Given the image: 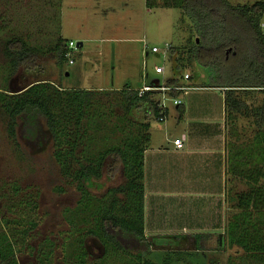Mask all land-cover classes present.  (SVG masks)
<instances>
[{"label": "rangeland", "instance_id": "obj_1", "mask_svg": "<svg viewBox=\"0 0 264 264\" xmlns=\"http://www.w3.org/2000/svg\"><path fill=\"white\" fill-rule=\"evenodd\" d=\"M227 1L250 8L264 0ZM53 3L55 0H0V254L8 257L6 264H137L105 241L99 222L98 201L108 188L123 182L127 171L120 166L112 173V159L107 157L102 178L86 183L76 174L65 175L59 159L75 163L77 158L94 165L112 147L127 150L135 131L128 130V119H143L146 110L138 107L128 116L120 95L127 84L140 89L178 79L195 86L181 94L184 105H205L217 115L224 108L222 94L205 86L213 79L209 69L188 52L190 20L180 8L148 9L146 0H61L60 9ZM261 20L264 24V11ZM14 35L27 38L37 48L36 70L21 67L16 73L7 71L2 50L6 40ZM56 36L82 42L72 56L74 64L63 68L58 65L55 54L49 51ZM152 46L160 48V58L151 52ZM158 64L165 66L164 75L155 73ZM185 74L190 79L186 80ZM39 81L70 90H91L81 127L74 129L66 113L56 106V132L43 146L26 140L20 129L13 137L4 109L11 102V95ZM260 98V94L247 98L250 108L231 120L232 157L238 149L248 153L259 133L253 109ZM180 110L168 102L165 122L154 116L149 118L155 144L180 134ZM131 152L129 148L128 154ZM246 159L256 172H261L262 184L264 164L251 157ZM227 178L226 207L220 214V225L212 226L210 215L199 219L193 215L196 213L185 212L188 220L175 212L169 216L180 220L167 226L163 224L167 214L160 207L156 215L160 226L145 231L154 260L161 262L167 251H184L192 256L173 264H264L263 258H251L227 243L226 226L237 211L232 198L253 184L251 178L239 172H232ZM195 234L208 238L198 242L193 238Z\"/></svg>", "mask_w": 264, "mask_h": 264}, {"label": "trees", "instance_id": "obj_2", "mask_svg": "<svg viewBox=\"0 0 264 264\" xmlns=\"http://www.w3.org/2000/svg\"><path fill=\"white\" fill-rule=\"evenodd\" d=\"M60 1L55 0L56 3H53L57 9L61 7ZM146 6L148 9L180 8L182 15L190 20L188 52L197 63L209 69L213 79L205 86L224 90L226 119L229 123L236 114L250 108L247 98L261 95L259 105L253 109L259 128L251 145L255 148L249 147L248 153L245 148H241L244 151L238 149L232 157L231 147V172L247 175L253 184L248 191H242L232 198L237 211L227 223L226 235L230 247H238L251 258L261 257L264 260V182L259 184L261 172H256V168L250 166L246 159L251 157L264 164V29L261 20L264 1L257 2L250 8L232 5L227 0H146ZM54 39L49 51L55 54L61 68L70 65L66 56L68 40L61 36ZM172 53L170 55L173 58ZM2 54L7 59L6 68L9 73H16L21 67L33 71L39 66L36 62L37 48L21 35L7 39ZM178 69L180 65L176 66V70ZM166 84L178 85L180 81L172 78ZM157 93H141L140 89L127 84L120 95L128 116L138 107H146L145 112L149 116L158 118L160 108L154 98ZM182 93L172 91L168 94L180 97ZM11 96V102L4 108L9 118V133L17 137L16 132L20 129L26 140L43 146L50 141L53 132H56V106L66 113L74 129L81 127L91 90H70L50 81H39ZM128 123V130L135 131L133 137L129 138L127 150L112 147L104 151L94 165L84 164L77 158L76 164L60 158V167L65 175L76 174L79 180L88 183L93 178H102L104 158L112 159V173H116L122 166L127 171L126 178L122 183L108 188L98 201L103 238L137 264H173L183 261L192 254L167 251L161 262L150 256L151 242L144 229L143 169L144 153L150 143V123L132 118L128 119ZM129 148L132 151L130 155ZM193 238L202 242L208 235L195 234ZM4 255L0 254V264H6L9 260Z\"/></svg>", "mask_w": 264, "mask_h": 264}, {"label": "crops", "instance_id": "obj_3", "mask_svg": "<svg viewBox=\"0 0 264 264\" xmlns=\"http://www.w3.org/2000/svg\"><path fill=\"white\" fill-rule=\"evenodd\" d=\"M185 85L191 86L187 83ZM191 87L195 89V86ZM211 88L222 94L224 108L219 115L205 105L194 108L181 103L176 107H181L178 122L181 132L175 134L174 139H182L183 148H177L174 139L155 144L150 132L151 116L145 112L143 119H140L150 123V143L144 153L143 166L145 231L148 227L160 226L156 216L160 207L167 214L164 219L166 223H163L167 226L176 225L180 220L169 216L175 212L183 214L188 220L185 212H194L196 214L193 215L199 219H203L204 214L210 215L214 221L212 226L220 225L222 221L220 214L226 207L227 175L232 174L230 123L226 119L224 90ZM169 134L173 135L172 132ZM178 217L184 219L180 215Z\"/></svg>", "mask_w": 264, "mask_h": 264}, {"label": "built area", "instance_id": "obj_4", "mask_svg": "<svg viewBox=\"0 0 264 264\" xmlns=\"http://www.w3.org/2000/svg\"><path fill=\"white\" fill-rule=\"evenodd\" d=\"M263 29H264V24H263ZM78 43H76L73 40H69L68 41V52L66 54V56L69 58V63L70 64H74V59L72 58V56L75 53V50L78 48ZM148 48V45L145 44V49ZM151 52L155 55H157L158 58L161 57V50L159 47L157 46H152L151 47ZM155 73L159 74V75H164L166 73V69L164 65H156L155 66ZM184 78L186 80L190 79V75L189 74H185ZM167 81H163L162 84L160 85H144V87L140 88V92L143 93L145 91H157L160 95L161 98L156 99L158 106L160 108V113H159V117L158 120L160 122L165 121L166 119V111H168V102H171L175 107L179 106L182 101L180 99V97H174V96H170L168 93L172 92V91H182V92H187L189 89H191L192 87L185 85L183 83L180 82V84L178 85H171L168 86L166 84ZM174 145L177 148H183L184 143L182 141V139L180 138H176L173 140Z\"/></svg>", "mask_w": 264, "mask_h": 264}, {"label": "water", "instance_id": "obj_5", "mask_svg": "<svg viewBox=\"0 0 264 264\" xmlns=\"http://www.w3.org/2000/svg\"><path fill=\"white\" fill-rule=\"evenodd\" d=\"M78 45L81 46V45H82V42H78ZM221 237H222V236H221V234H220V241H221Z\"/></svg>", "mask_w": 264, "mask_h": 264}]
</instances>
